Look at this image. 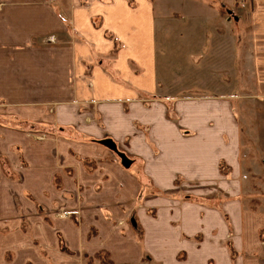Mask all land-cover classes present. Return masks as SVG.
Returning <instances> with one entry per match:
<instances>
[{
	"label": "crops",
	"instance_id": "1",
	"mask_svg": "<svg viewBox=\"0 0 264 264\" xmlns=\"http://www.w3.org/2000/svg\"><path fill=\"white\" fill-rule=\"evenodd\" d=\"M247 1L254 76L264 97V0ZM169 12L163 0H0V153L15 160L23 153L29 166L22 168L21 184L37 196L58 173L67 185L78 180L89 185L87 200L96 213L106 207L115 214L121 201L135 209L139 195H145L146 205L157 207L159 217L138 215L146 232L161 233L155 239L161 248L174 240L195 264L209 258L232 264L226 235L245 234L246 246L258 247L264 206L249 209L242 203L231 216L230 209L222 214L214 207L202 208L194 196L172 199L184 192L216 196L210 186L228 182L220 165L236 170L240 163L232 97L159 94L164 87L158 30L172 21ZM191 19L186 23L217 25L214 18ZM162 44L166 50L165 40ZM105 138L130 156V168L93 141ZM71 150L105 160L98 159L96 173H89ZM68 167L70 175L64 172ZM7 180L0 176V184ZM177 180L186 188L177 186ZM97 184L103 188L94 194ZM177 202L178 211L167 214V208L177 210ZM18 217L1 197L0 264H49L19 228ZM28 220L52 254V228L40 223L39 216ZM197 233L204 234L199 247L188 239ZM263 259L262 253L247 264H263Z\"/></svg>",
	"mask_w": 264,
	"mask_h": 264
},
{
	"label": "rangeland",
	"instance_id": "2",
	"mask_svg": "<svg viewBox=\"0 0 264 264\" xmlns=\"http://www.w3.org/2000/svg\"><path fill=\"white\" fill-rule=\"evenodd\" d=\"M163 1L169 6L168 18L172 21L163 26V30L161 26L158 30L159 75L164 87L159 94L173 97L201 94L222 100L226 95L232 97L235 126L238 124L239 134L237 146L240 167L235 170L226 163L220 165L221 177L228 182L222 180V184L210 186V190L216 191V196H198L184 192L183 197H171L178 201L183 198L187 201L194 196L193 199L202 208L214 207L222 214L230 209L231 216L242 203L249 209L262 207L264 97L258 94L253 70L249 2L237 0L231 4L226 3L227 0H177L179 8L175 4L176 0ZM191 18H214L217 25L186 23ZM230 28L233 29L232 32ZM164 40L166 50H163ZM55 41L56 37L52 36V42ZM114 43L116 46L115 40ZM29 129L32 131V128ZM89 139L86 138L85 142ZM93 141L110 150L113 159L121 162L116 152L97 140ZM70 153L84 164L89 173H96L98 159L105 160L103 155L95 158L78 156L74 150ZM18 154V160H15L0 153V176L9 180L8 184H0V198L3 197L5 208L17 210L20 215L19 228L32 238L33 244L50 260L49 264H195L187 260L186 250H178L174 240L161 248L155 240L161 233L146 232L138 212H147L149 217L158 219L159 211L157 207L146 205L145 195H139L135 209L128 206V202L121 201L118 205L120 213L117 211L112 214L106 207L96 213L90 206L91 202L87 200L89 185H83L79 180L73 186L67 185L58 173L54 183L42 186L43 193L37 196L28 186L21 184L22 168L29 166V163L23 153ZM126 155L130 158L127 153ZM64 172L70 175L72 169L65 168ZM180 183L181 180L176 181L177 186L186 188ZM102 188V184H97L91 190L96 194ZM175 205L177 210L167 208V214L178 211L179 202ZM29 216H39L40 223H47L52 228V254L35 237ZM176 223L173 221L172 225ZM217 235L215 232L213 238ZM244 236L245 234L232 231L226 235L224 243L230 250L232 264H241L240 257L244 258V264H247L250 257L261 259L262 253L264 258V230L259 234L260 245L255 248L246 246L243 242ZM188 239L199 247L204 241V234L197 233ZM215 263L216 260L211 258L206 262Z\"/></svg>",
	"mask_w": 264,
	"mask_h": 264
},
{
	"label": "water",
	"instance_id": "3",
	"mask_svg": "<svg viewBox=\"0 0 264 264\" xmlns=\"http://www.w3.org/2000/svg\"><path fill=\"white\" fill-rule=\"evenodd\" d=\"M100 144H103L104 146L108 147L112 151L116 152L121 160V164L124 168H130L133 160L129 158L126 153L119 150L118 145L112 138H105L102 140H99Z\"/></svg>",
	"mask_w": 264,
	"mask_h": 264
}]
</instances>
